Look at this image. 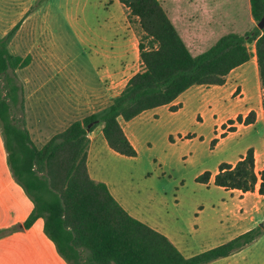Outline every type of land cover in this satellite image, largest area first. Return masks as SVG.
<instances>
[{"label":"trees","instance_id":"obj_1","mask_svg":"<svg viewBox=\"0 0 264 264\" xmlns=\"http://www.w3.org/2000/svg\"><path fill=\"white\" fill-rule=\"evenodd\" d=\"M118 1L128 10L129 19H137L142 31L138 45L142 69L108 107L73 122L40 149L32 143L24 120L12 117L18 105L22 115L24 112L22 88L15 71L30 62V57L9 52L20 24L0 37V83L2 79L6 91L5 97L0 95V126L10 168L34 204L23 228L29 229L42 218L45 234L68 264H210L236 254L261 236L260 228L185 257L164 234L132 217L105 183L89 176L88 133L102 124L103 136L114 152L136 157L120 118L130 121L147 110L170 105L193 86H223L228 75L252 57L257 62L264 112V27L244 35L226 34L194 56L158 0ZM250 12L253 20L260 23L264 19V0H250ZM252 43L254 55L248 48ZM177 109L171 106L172 111ZM255 120L254 111L237 118L245 126ZM217 142L214 138L211 148ZM210 177L211 173L205 171L196 181L208 185ZM213 183L224 190L243 193L253 192L259 183V194L264 195V169L256 173L254 149L249 148L234 165L221 163Z\"/></svg>","mask_w":264,"mask_h":264},{"label":"rangeland","instance_id":"obj_2","mask_svg":"<svg viewBox=\"0 0 264 264\" xmlns=\"http://www.w3.org/2000/svg\"><path fill=\"white\" fill-rule=\"evenodd\" d=\"M111 1L51 0L52 6H61L57 15L62 26L60 44L64 47L65 63L66 56L70 62L71 54L74 59L75 54L88 50L80 40L88 30L95 32L99 22L109 17ZM237 4L240 31L259 29L256 22L252 25L248 19L249 10L243 9L242 0ZM116 6L112 11L118 15ZM248 48L254 55V43L248 44ZM83 61L86 63L79 55L74 65ZM254 64L256 58L252 57L233 70L223 86L204 88L207 99L198 115L179 120L167 114L159 119L145 117L136 129V157L101 149L93 161V166H99L95 177L105 179L112 187L115 185V195L131 215L169 237L186 257L223 244L246 228L237 224L236 194L231 195L214 183L200 184L196 178L205 171L217 172L221 163L235 162L249 148L261 156L264 154L262 90ZM3 87L1 79V97L6 96ZM251 111L256 114L254 124L245 126L237 121L238 116L245 118ZM12 117L24 119L19 105ZM214 138L218 142L211 148ZM20 215L17 210L1 215L0 264H66L38 225L30 234L23 232V222L18 221ZM213 264H264V233L233 257Z\"/></svg>","mask_w":264,"mask_h":264},{"label":"crops","instance_id":"obj_3","mask_svg":"<svg viewBox=\"0 0 264 264\" xmlns=\"http://www.w3.org/2000/svg\"><path fill=\"white\" fill-rule=\"evenodd\" d=\"M158 1L194 56L208 50L226 34H245L239 29L240 6L237 4L239 0ZM233 4H237V7L234 8ZM115 5H118L116 6L118 15L115 11L114 15L112 11ZM110 6V10H107L109 17L99 22L95 32L88 30L87 35L81 40L76 33L77 41L86 44L88 50H82L80 54L74 55V59L79 58V55L83 56L86 63L83 61L74 65L72 54L71 61L69 62L66 56L67 63L64 62L62 52L64 47L60 44L62 26L58 22L57 11H61V6L59 8L55 4L52 6L51 0H0V37L20 24L9 44V52L21 58L30 57L29 64L17 69L15 73L23 93L25 128L32 143L38 145L35 146L38 149L73 122L108 107L123 91L129 79L142 69L138 49L142 31L137 19L134 17L129 19L128 10L118 0H112ZM242 6L244 10H249L248 19L254 25L250 0H242ZM71 25L78 26L74 23ZM204 88L206 86H193L170 105L147 110L130 121L120 118L119 123L133 147H136L137 125L145 117L159 119L167 114L168 117H176L175 120H179L190 115H198V110L207 99ZM171 106H178V109L172 111ZM192 106H195L194 110ZM102 128L103 125L100 124L88 133L90 141L86 162L88 173L94 181L105 183L113 197L131 215L115 195V185L112 187L105 179L95 177L98 175L99 166H93V161L101 149H108L122 156L108 146ZM254 154L255 171L258 173L257 169L259 171L264 169V166H259V163H264V154L261 156L255 151ZM239 158L229 164L234 165ZM217 172L211 173L209 183L214 182ZM21 189L24 190L10 168L8 152L0 128V218L1 215L13 214L17 210L21 211L18 221L24 224L28 219L34 204L26 191L24 190L25 194ZM258 190L259 183L253 192L224 190L237 196L239 203L237 224L246 226L242 233L254 228H260L262 234L264 233V195L259 194ZM37 225L39 231L48 238L44 232L42 218L37 219L27 230L22 226L23 232L30 234ZM167 238L170 240L169 237ZM234 255L236 254L210 264L227 260Z\"/></svg>","mask_w":264,"mask_h":264},{"label":"water","instance_id":"obj_4","mask_svg":"<svg viewBox=\"0 0 264 264\" xmlns=\"http://www.w3.org/2000/svg\"><path fill=\"white\" fill-rule=\"evenodd\" d=\"M257 26H258L259 29H263V27H264V19L260 23H258Z\"/></svg>","mask_w":264,"mask_h":264},{"label":"bare ground","instance_id":"obj_5","mask_svg":"<svg viewBox=\"0 0 264 264\" xmlns=\"http://www.w3.org/2000/svg\"><path fill=\"white\" fill-rule=\"evenodd\" d=\"M256 64H257V62H256ZM256 64H254L255 66H256ZM257 67V66H256ZM258 97V96H257Z\"/></svg>","mask_w":264,"mask_h":264}]
</instances>
